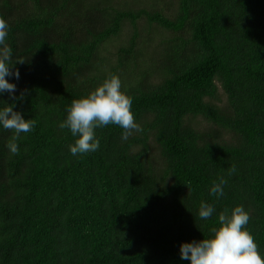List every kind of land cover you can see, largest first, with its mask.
<instances>
[{"label":"trees","instance_id":"1","mask_svg":"<svg viewBox=\"0 0 264 264\" xmlns=\"http://www.w3.org/2000/svg\"><path fill=\"white\" fill-rule=\"evenodd\" d=\"M140 3L0 0L20 73L0 108L35 122L16 155L6 147L12 131L0 128V264H190L180 245L209 238L238 205L264 257V0ZM141 20L145 32L171 35L147 66ZM126 24L133 33L113 61L102 47ZM112 75L140 130L123 140L116 125L98 128L99 150L73 156L77 137L58 125ZM199 117L212 128L197 130ZM220 178L218 199L209 190ZM202 201L216 210L208 220Z\"/></svg>","mask_w":264,"mask_h":264},{"label":"clouds","instance_id":"2","mask_svg":"<svg viewBox=\"0 0 264 264\" xmlns=\"http://www.w3.org/2000/svg\"><path fill=\"white\" fill-rule=\"evenodd\" d=\"M9 25L0 18V95L7 92L14 96L16 84L10 83V77L20 79L19 71L13 72L12 49L6 44ZM16 63H24L17 60ZM15 63V64H16ZM132 108V98L122 91V83L118 76L112 75L104 80L87 96L73 100L66 109L67 117L59 123L60 130L68 129L73 137L69 152L73 156L98 151L100 141L95 130L110 124L123 129L121 139L127 140L133 131H139ZM35 126L33 119H25L23 114L14 111L13 107L0 108V128L11 130L13 135L6 144L12 155L19 153L17 141L21 134H27ZM231 166L229 174L235 172ZM227 181L220 178L210 188V194L218 199L224 196V186ZM215 208L202 201L198 216L201 220L210 219ZM250 215L242 205L231 210L225 209L218 216L219 227L213 228L209 238L180 245V259L190 261V264H264L254 237L247 229Z\"/></svg>","mask_w":264,"mask_h":264},{"label":"rangeland","instance_id":"3","mask_svg":"<svg viewBox=\"0 0 264 264\" xmlns=\"http://www.w3.org/2000/svg\"><path fill=\"white\" fill-rule=\"evenodd\" d=\"M140 1H141V3L137 7V9L147 7V0H140ZM160 9L161 10L166 9L164 3L160 6ZM148 27L149 26L147 25L145 20H141L139 22V32L142 36H146L147 34H149V33L145 32V30H147ZM132 33H133V29H132L131 25L130 24L124 25L120 36L118 38L111 39L105 46L102 47V49L104 51L103 55L104 56L110 55L109 57H111V59L113 61H116L115 54L117 53L118 49L120 48L119 46H122L123 43L124 44L127 43L129 41ZM149 35L151 36L152 44L150 42V44H149L150 48L147 49L148 53L143 58V62L144 63L146 62L145 66L150 64L149 61L151 59H154L157 57H159L161 59V55L156 54V53H162V51H163V45H162L161 40H163L164 38L171 37V35L169 33L163 32L162 30H154ZM142 40L143 39H140V42ZM155 60H157V59H155ZM219 87H220V85H219ZM219 97H220L219 98L220 100L218 102V105L221 107L225 106L227 103V96L224 94V91L222 90L221 87L219 88ZM192 125L199 131H206V130L212 128L211 125L208 124V122L203 117H199L197 119H194L192 122ZM229 137L230 136L227 135V136H225V139H229Z\"/></svg>","mask_w":264,"mask_h":264}]
</instances>
